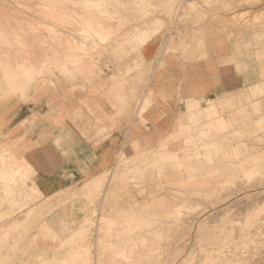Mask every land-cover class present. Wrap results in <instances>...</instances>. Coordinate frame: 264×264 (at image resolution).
Listing matches in <instances>:
<instances>
[{"label":"rangeland","instance_id":"obj_1","mask_svg":"<svg viewBox=\"0 0 264 264\" xmlns=\"http://www.w3.org/2000/svg\"><path fill=\"white\" fill-rule=\"evenodd\" d=\"M81 1L84 2L83 0H63V1L62 0H0V26H1L0 32L4 33L3 35L0 34V41H1L0 45L2 44V42H4L0 46V54H1L0 58L3 57V58H1V62L3 64L2 63H0V64H2L4 66V63H6L8 60L10 62V63L9 62L6 63V65L2 68L9 69L12 66L11 69L14 68L16 70L18 68V65H21L19 63L23 62L22 58L29 57L27 59L33 61V64L36 68L38 67L36 69V71L38 70V71H40V73L42 71L41 74H43V72H44L43 75H46V76H43L38 71H37L38 74L36 72L37 75H34V76H37L35 78V80L37 79L36 80L37 83L34 80V82L36 83V84L34 83L36 86V88H34V90L37 89L38 95L49 93L53 89V86H55V83H53V81H55L56 79H58V78L69 79V78H67L68 75L64 73L65 71L63 68H62V70H63L64 75H59L58 70L60 68V73L62 74L61 67L62 66L64 67V63H66V65L71 64L70 62L64 61V59L66 58V56H64L66 54V52L68 53L71 51L69 49L70 48L69 43H73L76 40H78V41H76L78 43H82L84 41L83 40L84 37H82L83 35H82L81 29H80V25L75 23V21H81L82 18L83 19L89 18L88 20L94 21V18H92L93 17L92 15L90 16V14L88 12L85 13L86 9H85V7L81 6V5H83ZM103 1L105 3H107L109 0H103ZM113 1H120V4H122V5H127V6L132 5V3H130V0H113ZM153 1L155 3H157L155 0H153ZM181 1H183V0H178V2H179V3L177 2L178 7H179V4ZM192 1L196 2V3L192 4V7L187 6L185 8V10L183 9L185 11V13H184L185 17H193L195 19V21L192 22V24L194 26L196 25V27L199 26L201 28L203 27L205 29H209V31H211V34L212 33L215 34V32H217V31L220 32V31L226 30L230 38H238L239 37V38H242V40L246 41L250 34L253 35L255 32H258V33L264 32L263 29L261 30V28H258V27H257V29H256V27L252 28L251 26H250V28H247L249 26L245 27V25H246L245 22H249V21L254 22V21H256V18H258L259 16H261L260 18L264 19V17H262V16H264V0H222L223 2L222 1L220 2V0H215L216 2H214V0H192ZM224 1H225V3H224ZM197 2L203 3V4H201L199 6V5H197ZM217 2L218 3L220 2V3L217 4ZM222 4H225V5H222ZM229 4L232 6H230ZM226 7H228V8L226 9ZM43 8H45V9H43ZM128 8L129 9H127V12L130 11L129 17H131L132 14L135 15L134 17H136L138 15V13L140 12V11L136 12L135 9L131 10V7H128ZM47 9H49V10H47ZM225 9H226V11H225ZM147 10H148V12H150L146 15L147 17L149 16L148 17L149 21H152L154 19L153 17H155V19H156V17H158L159 19L160 18L163 19V18L167 17L164 13L161 14L162 12H160V10H158L157 12H152L153 10H149V9H147ZM179 10H180V8H179ZM179 10L177 12H179ZM70 12H72V13H70ZM73 12H75V13H73ZM120 12L118 13V15H119L118 17L119 18L125 17V15L120 14ZM74 14H76L77 17ZM86 14H88V15H86ZM155 14H156V16H153ZM217 15L219 17H221V19L224 18L222 22L220 20H218V21L216 20ZM233 16L239 18V21L238 20L237 21H238V23L240 22L239 23L240 26L237 23L234 26L235 28L231 29L230 27H228L227 23H228V21H230L231 18H233ZM85 17H87V18H85ZM150 17L153 19H151ZM197 17H198V19H197ZM200 17H202V18H200ZM126 18H128V15H126ZM210 19L212 22L210 21ZM163 20H165V19H163ZM224 20H228V21H224ZM167 21L168 22L170 21L169 23L171 25L173 24L172 18L168 17ZM214 21H216L218 25L223 24V27L221 25L220 29H219V26L216 25V23ZM151 23L152 22H150L149 24L151 25ZM213 23H215V25ZM243 23H245V24L243 25ZM263 23H264V20H263ZM67 24L69 26H67ZM164 24H165V22H163V26H164ZM209 25L211 27H212V25H214L213 26L214 28L212 29L211 27H209ZM241 25L243 28L241 27ZM95 26H96V24H95ZM141 26L143 27L142 23H141ZM144 27H147V26L144 25ZM240 27L242 29H248L249 31H246V30L242 31V29L239 30ZM262 27H264V26L262 25ZM94 28L100 29L99 26H96ZM129 28L131 31L132 26H129ZM129 28L126 27V29L125 28H123V29L127 30ZM216 28H218L219 30ZM251 28L253 29L252 31H251ZM50 29H51L52 35L56 31L55 33L57 36L54 34L56 37H53L51 35V32L47 31ZM215 29L217 31H214ZM258 29H259V31H258ZM43 30H45V31H43ZM125 30H123V33L121 35L117 34L116 36H118V35H119V37L124 36ZM166 30L167 29L164 28V30L160 34V36L163 35V33ZM7 31H9V32H7ZM13 31L15 34L12 33ZM46 31L49 33V36L47 35L48 33ZM230 31H231V34H230ZM34 32H35V35H34ZM126 32H129V31H126ZM5 33H7V35H5ZM12 34H13V37H11ZM60 34H61V36H60ZM232 34H234V35H232ZM235 34H236V36H235ZM231 35H232V37H231ZM79 36H80V39H79ZM195 36H197V35H194V37ZM202 36H203V34H202ZM206 36L210 37L211 35L210 36L205 35V38H206ZM2 37H4V38L6 37L8 39V41L6 40V38H5V40L3 38V40H2L1 39ZM18 37H19V39H18ZM20 38L22 39V41ZM48 38H49V40H48ZM54 38H56L57 40H55ZM75 38H77V39H75ZM9 39H11V41H13V43L9 44L8 42H11ZM17 39L20 40L21 43L22 42H24V44L26 43L25 45H27V46H24L26 48L25 50H23L24 52H22V49H24V47H22L23 44L21 45V43L19 41H17ZM51 39L54 41L55 44L52 43L53 41H51ZM111 39H113V37H111ZM118 39L121 40L122 42L121 41L119 42ZM122 39H123L122 37L117 38V40H118V41L116 40L117 42L115 41V39H114L115 42H113L112 40L111 41L108 40L110 42L109 44L113 43L111 47H110V45L107 46V49L109 50L108 52H106L107 49L105 47V45H108V41L106 43L104 42V44H103L104 46H103L101 44L102 42L99 41L100 43H98L96 45V44L92 43L89 39L88 40L89 42L87 41V45H85L83 42V45L87 46V48L84 47V48H86L85 49L86 52L83 51L84 52L83 53L80 50L77 52L83 53V55L88 52L87 54H85V56H83L84 59L82 58V60L85 61V63L88 62V63H86V65H91L90 63H94V65H91V66H95V67L97 66V68L94 67L95 70L97 69L96 71L93 70L94 73L97 72L98 75L99 74L100 75H102V74L103 75H106V74L111 75V77H112L111 80L113 81V84H114L115 79H116V77L114 75L116 74V71H118V76H117V79H118V77L120 75L119 73H121V71L127 69L126 65H128V62L132 59V55L135 53L134 50L132 51L131 46L129 47L130 44L127 41H124ZM193 39H194V41H196L197 47L202 48V46H203L202 44H204L203 41H202V44L200 43L201 44V47H200L198 45L200 40H198L197 37H195ZM71 40H73V41L71 42ZM6 42H7V44H6ZM15 42H17V43L19 42L18 43L19 47L17 46V43H16V46H14ZM57 42H60L61 44L63 42V45L61 46V44L57 43ZM66 42L68 44H66ZM90 42L92 43V45L90 44ZM123 42H126V46ZM116 43L117 44L119 43L120 47H118V45ZM120 43H123V44H120ZM127 43L129 45H127ZM8 44L11 46H9ZM12 44L14 47L12 46ZM52 44H53V47H51L52 48L51 49V48H49V46H51ZM99 44L101 46H99ZM7 45L9 46L8 48H7ZM93 45H96V47H91ZM113 45H115V46H113ZM64 46H65L66 50L63 49ZM121 46L123 49H121ZM246 46L248 47L247 44H246ZM20 47H21V49H20L21 52L18 51ZM101 47L104 49V51H103V49H101ZM113 47L115 49L112 50ZM96 48H98V49H96ZM54 49H55V51H54ZM100 49H101V52H99ZM124 49H125V51H124ZM4 50H5V52H3ZM15 50H17V51L15 52ZM90 50L93 51V53ZM96 50H98V53L96 52ZM110 50H112V51H110ZM114 50L118 51L119 53L122 50V51H124V53L122 52L120 54L128 55V53H129V55L126 57H123L124 55L122 56ZM25 51H26V54H25ZM57 51L59 53V54L57 53L59 56L56 54ZM61 51H62L63 56H61ZM11 52H12V54H11ZM19 52L21 54L23 53L22 54L23 57L21 56L22 58L20 57L21 54ZM90 52H91V54H95V56L94 55H92V56H93V58L98 59V60L94 59L95 60L94 61L93 58H91ZM111 52H115V53H111ZM4 53H7L8 57H7V54H4ZM101 53H102V55H101ZM113 54L117 55V56H115L116 58H118L119 55H120V57L122 56L121 59H120V57L118 59H116V60H118L119 63L115 60V58L114 59L112 58L113 60L111 59V57L114 56ZM14 55H16L15 57H17V58L19 57L18 61H17V58H15V59L10 58V56L14 57ZM53 55H54V57H53ZM87 55H89V56H87ZM4 56L6 59L4 58ZM109 56H110V58H109ZM59 57H61V58H59ZM86 57H87V59H85ZM128 57L129 58L131 57V59H128ZM8 58H10L12 61H16L17 63L10 61V59H8ZM47 58L50 59L51 61L48 60ZM51 58H53V60ZM88 58L89 59L91 58V59L89 60ZM250 58L253 59L254 62H252V63L254 65L256 64V66L258 68L257 79L259 80V83H262L264 81L263 80L264 77L263 78L261 77L262 76L261 69L263 68V70H264V65L261 64V63L264 64L263 59L258 57V55L256 56L255 54H252V56ZM109 59L112 63H110ZM257 59H261V61L259 60L257 62ZM48 61H50V62L53 61L51 63L53 65L52 67H50L51 65L48 66V64H50V62H48ZM97 61L99 62L98 63L99 65L97 64ZM122 61H125V62L122 63ZM259 62H261V63H259ZM43 63L44 64L47 63V65H44ZM116 63H118V64L116 65ZM8 64H9V66H8ZM54 64H56V65H54ZM43 65H44V67H47V69L46 68L45 69L48 71H46V70L44 71V68L42 67ZM71 65H68L67 67L69 69H72ZM13 66H15V67H13ZM55 66H57L58 68H56ZM48 67L51 69H49ZM128 68H130V67H128ZM41 69H43V70H41ZM81 69H83L82 66H81ZM0 70H1L0 71V73H1L3 70L2 69H0ZM51 71H52V73H51ZM45 72L47 74H45ZM4 73L5 72L3 71V73H1V75H0L1 76L0 78L2 79L0 82H2V84H3L2 85L0 83V87L2 86L0 90H1V93H3L2 95H0V99L2 98V96H4L9 91L12 92L11 87L9 86V85H11V83L9 82L11 80L10 77H7L8 83H6V85H8L7 86L8 91L7 92L5 91L7 88L5 87L6 85H4L5 84L4 82H6L5 81L6 77L4 76L5 75ZM82 73H84V72L79 71V68H77V72L75 74L78 77V79L75 76H73L72 80L84 81V79L80 77L82 75ZM48 74H50V75H48ZM38 75L40 77L42 76L41 77L42 79ZM125 75H126V73H125ZM2 76L4 78H2ZM49 76H52V77H49ZM54 76H56L57 78H55ZM44 77H45V79H44ZM38 78H39V80L40 79L41 80L39 81ZM91 79H90L91 83L89 82V79H88V80H86V84L88 83L87 85H89V83H90V85L92 84V86H93V83L95 82L93 80H95V79L94 78L92 80ZM261 79H262V81H261ZM50 80H51V82H50ZM130 81L132 82V80H130ZM130 86H131V84H130ZM254 86H256V84L252 85V86H247V87L249 90H251V88H253ZM82 87H83V84L78 83L70 91H72V93L77 92V91H83ZM2 89L5 91V94H4ZM250 94L252 96V92H250ZM6 95H8V94H6ZM255 95L253 96V100L255 99V101H256V99H257V100L264 102V93H258V94L256 93ZM261 96H262V98H261ZM77 97H78V95H76V98ZM14 100H15V97L7 100L6 104L2 105V107L0 105V107H1L0 108V116H2V114L5 111L14 107L12 104V103H15ZM21 100H23V99H21ZM60 102H61V100L57 101L56 103L60 104ZM114 102L116 103V97H114ZM186 102L184 104V106H185L184 112L187 111L186 110ZM201 102H202V105H204V104L206 105V103H204L205 101L201 100ZM9 103H11V105ZM77 105L82 106L84 108H87V105H85V100H83L81 102L79 101L77 103ZM54 107H57V106H54ZM54 107L50 111V113L51 112L54 113V112L58 111V109H57L58 107L57 108H54ZM88 111H89L90 115L93 116V112L90 110H88ZM144 111H146V110H143L142 113H144ZM252 114H255V113H252ZM256 116L259 117L260 114L254 115L255 118L253 116H252V118L258 119ZM76 117H79V116L76 115ZM38 118L39 117L36 116V114H34L33 116L25 119L24 121L22 120L23 126L30 128L31 126H35L36 124H39L38 127H40L41 126L40 121H44L45 120L44 118H46V117L44 116L42 118L40 117V119H38ZM45 121L47 122V120H45ZM24 123H26V124H24ZM116 123H117L116 119L114 118L113 119V128L114 127L116 128ZM2 125H3V123L0 124V128L3 127ZM248 125L251 126L250 123L243 125L246 128L248 127L247 128L248 132L246 131V128L243 130V132H247L245 134V136L246 135L247 136L245 137L243 134L241 135L242 137L239 136L243 140H241L240 138H239L240 140L237 139L238 137H236V136L235 137L237 140L235 139L234 136H233L234 139L231 136H229V142L233 143V141L235 140L234 142H245L246 144H251V145L253 144L252 146H254V147L256 146L255 148L251 147V145H249V146L254 151V154L258 157L261 156L260 158H264V155H263L264 153L262 152L264 150V144H263V142H264V140H263L264 139V131L256 130L257 133L255 131L254 136H252V134L254 132L253 129H255L256 124L253 123L251 128ZM176 126H177L178 131L176 129ZM171 127L173 128L172 132H174L172 134V136L175 133L180 135L179 134V132H180L179 129L181 128L180 125L176 124L175 127L174 126H171ZM40 128L42 129L44 127L41 126ZM251 129L253 130V132ZM104 130H106V133H107V129L105 128V129L100 130L97 135L102 134ZM250 131L252 132V134L251 133L249 134ZM152 132L154 134H156L154 131H152ZM227 132H230V135H231L232 131H227ZM45 133L46 132L44 131L43 135ZM115 133H116L117 137L120 136V138H122V139L126 138V132H124L123 130L116 131ZM256 134H258V136ZM41 135H42V132H40V136ZM226 135H229V134L226 133ZM250 135L252 136V138H251L252 140L250 139V137H251ZM255 136L257 139L255 138ZM259 136H260V138H259ZM175 137H177L176 134L174 135L173 139H172V137L170 139V141H172V143H173L170 146V148L172 150L179 149L180 148L179 145H182V141H183V139H181L180 136H178L177 138H175ZM43 138H45V137H43ZM127 138H130V137H128V134H127ZM254 138L257 140V142ZM178 139H180L181 142H180V140L178 141ZM230 139H232L233 141L232 140L230 141ZM247 139H249L251 141H249ZM258 139H261V140H258ZM253 140L255 141V143ZM175 141H177V143ZM128 142H129V140H128ZM257 143L259 145H257ZM260 143H262V144H260ZM134 144L135 143L131 144V146L133 147ZM256 148H257V150H256ZM33 149H34V147H33ZM254 149L256 150V152ZM31 151H32V149L29 146L18 147V146L12 145L11 141L3 142V139H0V156L4 155L6 158H13L14 154H15V157L18 158V163H17L18 166H21L19 164V163H21V159L26 160V155L30 154ZM129 151H127V152L124 151V153H122L118 157L119 164L121 166L119 167V169H118L119 173H117V174L120 175L121 194H117V195H113V190L111 191V193L109 192L108 194H107V191H105L106 188H108V186H110L112 184L109 182L113 181V178L110 175L111 174L113 175V172L114 173L118 172L115 169L117 162L113 166V170H114L113 172H108L99 178L91 180V182L83 185L82 188L74 190L71 193L56 196L55 198H44L40 191L37 193L38 198L33 200V201H29L25 197L24 193L27 192L30 187L26 186V184H24V183H27V182H28V184L32 183L30 178H32V176L34 175V169L33 168H32L33 171H31V173H30L31 177H27L24 180L25 181L24 183L21 180L22 177H18L19 175L17 174L16 176L18 178L14 182L15 184L13 183L14 185L8 186L10 188L11 192H9L7 194L3 193V189L5 188V186H3V182L0 179V261H4V262H6V264H45V262H48V264H58V262H60L62 260L63 261L66 260V262L70 261L71 264H120V263L121 264H130V262H132V264H180V260H181V256H182L181 255L182 243L184 241L185 235L188 233V231H187V230H189L188 227L193 222H196L200 218L201 212L203 210H205V208L211 206L213 201L216 203L217 200L221 201L220 199L222 198V195L224 197L227 195H230L229 190H227V188L226 189L224 188L225 190L221 189L222 188L221 187V188H219V190L218 189L215 190L217 193L216 192L211 193L212 190H214L215 188L211 189L210 186L209 187L207 186V188H208V193H207V188L204 189L205 186L204 187L202 186L203 190H205V192H206V194H205L203 190H200V189H202L201 186L199 188V186L197 187L196 185H194L197 187V188L195 187L196 190L194 189L193 185L190 186V183L187 186H185V185L183 186V184H181V183L184 181L185 178L190 180V177H191L190 173H192L193 171L191 172L189 169H187L186 167L181 165L180 162L177 161L176 159H175L176 161L167 160L170 163L165 161V164H166V162L168 163V164H166L168 169L167 168H165V170H164V168L161 169L160 168L161 166H160L158 168L160 170H157L156 169L157 167L154 169L153 168L154 166L153 167H151V166H152V164L156 163L158 158L153 159V157L146 158L145 156H140V155H138L140 153V150L135 151V149H134V151H132L131 147L129 148ZM262 155H263V157H262ZM167 159H169V157ZM12 161H13V159H11L10 163ZM178 162H179V164H178ZM13 163H15V162H13ZM137 165H139L145 169H146V167H148L147 171L145 170L143 173L136 174L138 176V178L135 175V173L132 172V171H135L134 169L137 167ZM148 165H150V166H148ZM178 165H179V167H178ZM180 166H182L186 169H183ZM126 167H129V168L127 169ZM179 168H181V171H179L180 170ZM2 169H3V166H2V162L0 160V171ZM124 169H127V170H124ZM120 170H122L123 172L120 173ZM156 170L158 172L159 171L160 172L158 173ZM204 173H207V171L203 172L202 174H204ZM104 177L106 178L105 179V185H103L104 189H100V192H101V190H102V192L99 194H96V197H95V194L94 195L92 194L93 189L89 190V188H87L88 186H86V185L93 183L94 181L100 182ZM122 178L123 179L125 178V179L123 180ZM17 180H18V182H17ZM239 180H237V181L239 182ZM107 182L109 185L107 184ZM19 189L21 191H24V193L21 192L19 194L18 193V191H20ZM209 189H211V190H209ZM199 190L201 191L200 192L201 194L198 193ZM185 191H186V193H184ZM193 191H194V193L195 192L196 193L194 194ZM227 191H228V193H226ZM202 192L205 196L202 194ZM223 193H225L226 195ZM196 194H199V197ZM213 194H215V195H213ZM217 195H218V197H217ZM16 197L19 199L21 198V200L23 199V202L26 201L27 204L21 208L20 207L21 203H19L21 201H18L17 203L14 201L15 199H17ZM224 197L222 199H224ZM94 198H96V199H94ZM239 198L241 199V197H239ZM231 199H233V198H231ZM243 200H244V202H242L241 200H237V199H236V203L235 202L233 203V201L231 202L234 205L233 212L234 213L238 212L240 214V216L235 215V217H234V218H239V221L245 220V218L247 217V214L246 215L243 214V210L244 209L246 210L249 206L256 204L252 199L249 202L246 201V198H243ZM251 201L254 204L251 203ZM246 202L248 203V205L246 204ZM238 203H240V204H238ZM235 207H236V209H235ZM140 217L147 218L148 220L153 222V224L150 225L149 227L145 226V225L139 226L136 222H134V220H136V219L140 220ZM201 220H203V218ZM16 221H18V223ZM107 222L108 223L110 222V223L108 224ZM15 223H17V225ZM105 223H107V224H105ZM15 226H17L16 229H15ZM13 227H14V229H13ZM19 227H20V229H19ZM48 227H50V228H48ZM82 229H85V230L82 231ZM6 232H8V234ZM133 246H135V247H133ZM117 249H119V251H123L125 253V255L127 256V258L119 256L117 254L119 252ZM1 251H2V253H1ZM256 256H253V257L256 259L257 258ZM74 257H77V258H74ZM253 257L250 261H254ZM257 261H258V259H257Z\"/></svg>","mask_w":264,"mask_h":264},{"label":"bare ground","instance_id":"obj_2","mask_svg":"<svg viewBox=\"0 0 264 264\" xmlns=\"http://www.w3.org/2000/svg\"><path fill=\"white\" fill-rule=\"evenodd\" d=\"M63 1V0H62ZM84 2H82V4H86V3H89V2H97V0H83ZM157 3H155L153 0H130V3H132V5H129L127 7H124L122 4H120V1H113V0H109L107 2V4H110L111 7L107 8V9H104V10H97V9H91V8H85L86 12H88L90 14V16L92 15L94 18V21L92 20H88V19H81V21H75V23L79 24L80 25V29H81V32H82V37L83 38V42L85 45H87V41L90 39V41L94 44H98L100 42H102L101 44L103 45L104 42L106 43L108 40H112L113 42H115L117 40V38H123L122 40L124 41H127V45H129V47L131 46V49L132 51L134 50L135 53L134 54H138L135 62L132 64L133 66L130 67V68H127L123 71H121V73H119V77L117 79V76H118V71H116V74L114 75L116 77L115 79V82L113 84V96L116 97V103L114 102L113 106L115 108L117 107H123L122 109L124 110V112L126 110H129L131 107V103L127 102V98L125 99V97H128L126 95V92L125 90L128 88L130 89L131 85L130 86V80L133 76V73L136 72L139 77H140V80H144L145 75H147V68H146V63L148 59L152 58L154 54H156L157 52V49L159 47V41H160V34L163 32L164 28L168 29V27L170 26H164L161 27L159 30H157V26H158V21H163L165 22L162 18H158L156 17H153L151 19H153L152 21H149L148 17L146 16L148 13V10H145V9H138L135 7L136 4L138 3H142V2H147V3H151L154 7H152L151 9L149 10H153L152 12H157L158 10H160V12H162L161 14H165L167 17L166 18H172L174 19L175 17H178V10H179V7H178V0H155ZM222 0H220L221 2ZM79 2V1H78ZM104 2V1H103ZM113 2V3H112ZM178 2V3H177ZM214 2H216L214 0ZM219 2V3H220ZM223 2V1H222ZM258 2V1H257ZM217 2V4H219ZM225 3V1H224ZM250 3V2H249ZM77 4V3H76ZM168 4H173L175 7L173 9H168L167 7H160L162 5H168ZM232 4V3H231ZM251 4V3H250ZM260 4V3H259ZM56 5V4H55ZM180 5V4H179ZM222 5H225V4H222ZM230 5V4H229ZM58 6V5H57ZM64 6V5H63ZM78 6V5H77ZM80 6V5H79ZM228 6V5H227ZM232 6V5H230ZM47 7V6H46ZM128 7H131V10L132 9H135V11L139 12L138 15L136 17H134L135 15L132 14L131 17H129V14H130V11L127 12V9H129ZM81 8V7H80ZM180 8H181V5H180ZM228 7H226L227 9ZM230 8V7H229ZM237 8V7H236ZM45 9V8H43ZM50 9V8H49ZM47 9V10H49ZM64 9V8H63ZM84 9V8H83ZM84 9V10H85ZM225 9V11H226ZM66 10V9H65ZM237 10V9H236ZM243 10V9H242ZM55 11V10H54ZM68 11V10H67ZM101 11H104L106 12V15H101ZM120 12V14H124L125 17H122V18H119L118 16V13ZM228 11V10H227ZM53 12V11H52ZM72 13V12H70ZM75 13V12H73ZM81 13V12H80ZM133 13V12H132ZM222 14V13H221ZM76 15V14H74ZM88 15V14H86ZM126 15H128V18H126ZM89 16V17H90ZM152 16V15H151ZM153 16H156L153 15ZM213 16V15H212ZM215 16V15H214ZM227 16V15H226ZM77 17V15H76ZM84 17V16H83ZM88 17V16H87ZM85 17V18H87ZM165 17V16H164ZM181 17V16H180ZM228 17V16H227ZM258 17V16H257ZM261 16H259L258 18H256V21L254 22H245L246 25L245 27L247 28H250V26L253 28V27H257L258 28H261V30L263 29L264 30V27H262V25L264 26V23H263V18H260ZM264 17V16H262ZM91 18V17H90ZM202 18V17H200ZM205 18V17H204ZM208 18V17H207ZM206 18V19H207ZM214 18V17H213ZM216 18V17H215ZM218 18V19H217ZM217 18L216 20H220L221 22L223 21L224 18L221 19V17H219L217 15ZM238 17H234L233 18H229L230 21L228 20H224V21H228L227 25L228 27H230L231 29L235 28V24L238 23L239 21V18L237 19ZM79 19V18H78ZM198 19V17H197ZM212 19V18H211ZM210 19V21H211ZM227 19V18H226ZM168 20V19H167ZM238 20V21H237ZM149 21V22H148ZM171 21V20H170ZM169 21V22H170ZM174 21V20H173ZM172 21V22H173ZM178 21V20H177ZM176 21V22H177ZM190 21V20H189ZM208 21V20H207ZM219 21V22H220ZM244 21V20H243ZM95 22V23H94ZM150 22L151 25L149 24ZM168 22V21H167ZM168 22V23H169ZM175 22V24H176ZM194 22V21H193ZM212 22V21H211ZM217 24L216 21H214ZM262 22V23H261ZM141 23L143 25V27L141 26ZM210 23V22H209ZM215 23H213L215 25ZM240 23V22H239ZM238 23V24H239ZM243 23V25L245 24ZM99 26L100 29H96L94 27L95 26ZM134 24V25H133ZM195 24V23H194ZM207 24V23H206ZM220 24V23H219ZM242 24V23H241ZM262 24V25H261ZM76 25V24H75ZM147 26V27H144ZM149 25V26H148ZM171 25V24H170ZM177 25V24H176ZM200 25V24H199ZM204 25V24H203ZM212 25V27L209 25V27H211L212 29L214 28ZM222 27H223V24H221ZM221 25H218L219 26V29H220V26ZM226 25V26H227ZM67 26H69L67 24ZM72 26V25H71ZM70 26V27H71ZM74 26V25H73ZM129 26H132V30L130 31V28ZM196 26V25H195ZM225 26V27H226ZM237 26V25H236ZM240 26V24H239ZM1 27V26H0ZM126 27H128L129 29L125 30ZM173 27V26H172ZM199 27V26H198ZM198 27H195L196 29ZM216 27V26H215ZM221 27V28H222ZM242 27V25H241ZM240 27L239 30H241L242 28ZM244 27V28H245ZM125 28V29H123ZM163 28V29H162ZM174 28V27H173ZM172 28V30H173ZM203 28V27H202ZM210 28V29H211ZM251 28V31L253 30ZM76 29V28H75ZM79 29V28H78ZM170 29V28H169ZM175 29V28H174ZM200 29V28H199ZM218 29V28H216ZM214 30V31H217V30ZM218 29V30H219ZM12 30V29H11ZM54 30V29H53ZM123 30H125L124 36H120L122 33H123ZM203 30V29H202ZM206 30V29H205ZM238 30V31H239ZM243 30H246V31H249L248 29H242ZM45 31V30H43ZM49 32H51V29L50 30H47ZM46 31V32H47ZM58 31V30H57ZM80 31V30H79ZM126 31H129V32H126ZM170 31V30H169ZM201 32V29L199 30ZM208 30H206V32H208ZM213 31V32H214ZM259 31V29H258ZM3 32V31H2ZM9 32V31H7ZM42 32V31H41ZM56 32V31H55ZM54 32V34L56 35V33ZM197 32V31H195ZM205 32V31H204ZM203 32V33H204ZM211 32V31H210ZM207 35H209V33ZM218 32V31H217ZM215 32V34L217 33ZM225 32H227L225 30ZM233 32V31H232ZM240 32V31H239ZM14 33V31L12 32ZM44 33V32H43ZM48 33V32H47ZM194 33V32H193ZM219 33V32H218ZM217 33V35H218ZM248 33V32H247ZM262 32L258 33V32H255L253 35H252V39L253 41L256 40L259 44H257L256 46H253L251 45L250 42H247V45L249 47H246V51L248 54H255L256 56L258 55V57H260L261 59H263V62H264V42H262L260 39H259V36ZM1 35H3L4 33H1ZM15 34V33H14ZM33 34V33H32ZM52 35V32H51V35L53 37H56L55 35ZM81 34V33H80ZM117 34H119L118 36H116ZM202 34V33H201ZM200 34V35H201ZM206 34V33H205ZM204 34V35H205ZM213 34L214 33H210V35H212L213 37ZM228 34V33H227ZM230 34H231V31H230ZM5 35H7V33H5ZM4 35V36H5ZM34 35H35V32H34ZM49 36V33L47 34ZM113 35V36H112ZM197 35V33H196ZM203 35V37H204ZM209 35V36H210ZM217 35H214L213 39L214 38H217ZM234 35V34H232ZM231 35V37H232ZM241 35V34H240ZM18 36V35H17ZM61 36V34H60ZM59 36V37H60ZM81 36V35H80ZM80 36H79V39H80ZM180 35H178L179 37ZM216 36V37H215ZM236 36V34H235ZM7 37V36H6ZM5 37V38H6ZM13 37V34L12 36ZM10 37V38H11ZM51 37V36H50ZM49 37V38H50ZM111 37H113V39H111ZM115 37V38H114ZM117 37V38H116ZM170 37V36H169ZM191 38V35L189 36ZM202 37V39H203ZM211 36L209 37L212 38ZM4 37H2L1 39L3 40ZM4 38V40H5ZM8 38V37H7ZM6 38V40L8 41V39ZM29 38V37H28ZM48 38V40H49ZM78 38V37H77ZM75 38V39H77ZM172 38V37H170ZM169 38V39H170ZM188 38V37H187ZM205 38V37H204ZM230 38V37H229ZM239 38V37H238ZM12 39V38H11ZM11 39H9L11 41ZM19 39V37H18ZM20 43L22 41L18 40ZM27 39V38H26ZM55 40H57L56 38H54ZM63 39V38H62ZM72 39V38H71ZM115 39V41H114ZM184 39V37H183ZM186 39V38H185ZM193 39V38H192ZM201 39V38H200ZM199 39V40H200ZM228 39V38H227ZM237 39V38H236ZM251 39V40H252ZM74 40V39H73ZM71 40V42L73 41ZM119 40V39H118ZM117 40V41H118ZM172 40V39H170ZM168 40V41H170ZM179 40V39H178ZM191 41V43L194 41L189 39ZM188 40V41H189ZM205 40H207V36L205 38ZM212 39H210L209 42H211ZM233 40V39H232ZM235 40V39H234ZM16 41V40H15ZM51 41H53L51 39ZM60 41V40H59ZM62 41V40H61ZM68 41V40H67ZM78 41V40H76ZM73 42V43H69V46H70V52H66V54L64 56H66V58L64 59L65 62H70L71 64H67L64 63V67L62 66L61 67V70L62 68L64 69V73L67 74V78H73V76H75L77 79L78 77L76 76V72H77V68H79V71H83L84 73H82V75L80 76L81 78L84 79L85 81V84H86V80L89 79V82L91 83L90 79L94 78L95 80L93 81H96L98 77V74L97 72L94 73L93 70H95V68H97V66H91V65H94V63H90L91 65H86V62L82 60L83 56H85V53L83 55L84 52H86V48L87 46H84L83 45V42L82 43H78V42ZM100 41V42H99ZM116 41V42H117ZM121 40H119L120 42ZM184 41V40H183ZM187 40L185 42H188ZM189 41V42H190ZM204 41V40H203ZM1 42V41H0ZM18 42V43H19ZM42 42V41H41ZM89 42V41H88ZM90 42V44L92 45V43ZM122 42V41H121ZM163 42V41H162ZM173 41H171L172 43ZM185 42H184V45H185ZM196 43V41H194ZM208 42V41H207ZM207 42H203L205 43L206 45V48L207 47ZM208 42V44H209ZM229 42V41H228ZM4 42H2L3 44ZM9 44L13 43V41L11 42H8ZM16 43L15 42L14 46H16ZM18 43H17V46H18ZM54 43V41L52 42ZM57 43H60V42H57ZM110 42L108 41V45H105L106 49H107V46L110 45V47L112 46V44H109ZM126 46V42H123ZM123 43H120V44H123ZM169 43V42H168ZM167 43V44H168ZM170 43L169 45V48H168V52L169 53H172V52H176V50L173 51L174 48L171 46L172 44ZM175 43V41H174ZM202 44V41L200 40L199 42V46L201 47V44ZM1 44V45H2ZM7 44V42H6ZM8 44V45H9ZM23 44L22 47L24 46H27L24 44V42L21 43V45ZM55 44V43H54ZM61 44V43H60ZM66 44H68L66 42ZM117 44V43H116ZM181 44V43H180ZM190 43H186V45H189ZM194 43H192L193 45ZM211 44V43H210ZM209 44L210 48L211 45ZM0 45V46H1ZM5 45V44H4ZM7 45V48L11 45L8 46ZM63 45V42L61 44V46ZM96 45H93L91 47H96ZM118 47H120L119 43L117 44ZM203 45V44H202ZM6 46V45H5ZM13 46V44H12ZM13 46V47H14ZM49 46V45H48ZM60 46V47H61ZM90 46V45H89ZM99 46H101L99 44ZM104 46V45H103ZM115 46V45H113ZM167 46V45H166ZM177 46V45H176ZM19 47V46H18ZM53 47V44L51 46H49V48ZM68 47V46H67ZM86 47V48H84ZM117 47V48H118ZM168 47V46H167ZM180 47V46H178ZM187 47V46H186ZM194 47V46H193ZM192 47V49H193ZM195 47H196V44H195ZM194 47V48H195ZM203 47V46H202ZM6 48V49H7ZM12 48V47H11ZM99 48V47H98ZM96 48V49H98ZM127 48V47H126ZM142 48H145V51H141ZM181 48H183L181 46ZM180 48V49H181ZM188 48H191L190 46H188ZM230 48V47H229ZM15 49V48H14ZM13 49V50H14ZM21 47L19 48L18 51H20ZM26 48L24 47V49H22V52H24L23 50H25ZM52 49V48H51ZM50 49V50H51ZM58 49V48H57ZM65 46H64V48ZM68 49V50H69ZM94 49V48H93ZM101 49H103L101 47ZM101 49L99 52H101ZM115 49L114 47L112 48V50ZM120 49V48H119ZM118 49V50H119ZM121 49L122 46H121ZM176 49V48H175ZM196 49H201V48H197ZM30 50V49H29ZM28 50V51H29ZM49 50V51H50ZM60 50V49H59ZM67 50V51H68ZM84 51L83 53H78L77 51ZM95 50V49H94ZM110 50V51H112ZM117 50V49H116ZM114 50V51H116ZM178 50V49H177ZM183 50V49H182ZM203 50V48L201 49ZM200 50V52H201ZM7 51V50H6ZM17 50H15L16 52ZM55 51V49H54ZM91 51V50H90ZM104 51V49H103ZM109 50L107 49L106 52H108ZM120 51V50H119ZM125 51V49H124ZM124 51L121 50L120 53H124ZM180 51V50H179ZM209 51V50H207ZM240 51V50H239ZM5 52V50L3 51ZM10 52V51H9ZM21 52V51H20ZM19 52V53H20ZM51 52V51H50ZM93 53V51H91ZM90 52V54H91ZM96 52L98 53V50H96ZM95 52V53H96ZM105 52V53H106ZM118 52V51H116ZM127 52V51H126ZM165 52V50H164ZM186 52V51H185ZM183 52V53H185ZM197 52V51H196ZM200 52H197L195 54H197V56L200 55ZM204 52V50H203ZM201 52V53H203ZM237 52V51H236ZM18 53V54H19ZM53 53V52H52ZM58 53V51L56 52V54ZM110 53V52H109ZM111 53H115V52H111ZM118 52V54H120ZM128 53V52H127ZM179 53V52H178ZM205 53V52H204ZM238 53V52H237ZM3 54V53H2ZM4 54H7V53H4ZM12 54V52H11ZM15 54V53H14ZM21 54V53H20ZM23 54V53H22ZM22 54L20 55V57L22 56ZM25 54H26V51H25ZM24 54V55H25ZM28 54V53H27ZM54 54V53H53ZM59 54V53H58ZM57 54V55H58ZM89 54V55H90ZM100 54V53H99ZM104 54V53H103ZM107 54V53H106ZM117 54V53H116ZM126 54V53H125ZM181 54V53H180ZM1 55V54H0ZM10 55V54H9ZM34 55V54H33ZM55 55V54H54ZM53 55V57H54ZM87 55V56H89ZM95 56V54H91V58H93V56ZM102 55V53H101ZM108 55V54H107ZM114 55V56H113ZM111 57V59L115 58L118 59L120 57V54L118 58H116L115 54H113ZM124 55V54H123ZM122 55V56H123ZM129 55V53H128ZM128 55H124L123 57H126ZM165 55V53H164ZM190 55V54H189ZM203 54L200 55V59L202 60L203 57H205L203 55V57L201 58ZM244 55V54H243ZM6 56V55H5ZM4 56V58H5ZM16 55L13 56H10L11 59H15L17 57H15ZM35 56V55H34ZM47 56V55H46ZM56 56V55H55ZM59 56V55H58ZM61 56L62 55V51H61ZM122 56L120 57V59L122 58ZM194 56V55H193ZM196 56V58H197ZM208 56V55H207ZM206 56V57H207ZM250 56V57H251ZM7 57H8V54H7ZM23 57V56H22ZM21 57V58H22ZM25 57V56H24ZM51 57V56H50ZM101 57V56H100ZM106 57V56H105ZM176 57V56H175ZM192 57V56H190ZM254 57V56H253ZM3 58V57H1ZM1 58H0V63L1 62ZM8 58V59H10ZM29 58V57H27ZM26 57L25 58H22L23 62L19 63L21 65H18V68L15 70L14 68L11 69V67L9 69L7 68H2L6 65V63L9 62V60L4 63V66L2 64H0V69H2L5 73V77H6V82H4L6 85V83H8V80H7V77H10V83L11 85H9L11 87V91H9L8 95L5 94V91L7 92L8 91V88L6 85L5 87L7 88L5 91L3 90L4 92V96H2V98L0 99V105L2 107V105L6 104L7 100L11 99V98H14L15 97V100L14 102H24V103H29L30 100L32 99V96L35 95L36 93H34V88H36L35 84L37 83V79L35 80V78L37 76H34V75H37L38 72L40 73V71H36V68L33 64V61L31 60H28ZM37 58V57H36ZM57 58V57H56ZM61 58V57H59ZM58 58V59H59ZM90 58V59H91ZM108 58V57H107ZM110 58V56H109ZM163 58V57H161ZM187 58V57H186ZM257 58V57H256ZM6 59V58H5ZM10 59V61H12ZM19 57L17 58V61H18ZM48 59V58H47ZM53 60V58H51ZM57 59V60H58ZM84 59V58H83ZM87 59V57L85 58ZM89 59V58H88ZM89 59V60H90ZM95 58H93L94 60ZM112 59V60H113ZM128 59H131V57ZM190 59V58H189ZM261 59H257V62ZM4 60V59H3ZM2 60V61H3ZM50 60V59H48ZM95 60H98V59H95ZM94 60V61H95ZM114 60V61H115ZM161 60V59H160ZM192 60V59H191ZM47 61V60H46ZM51 61V60H50ZM48 61V62H50ZM56 61V60H55ZM110 61V59H109ZM113 61V62H114ZM118 62V60H116ZM115 61V62H116ZM121 61V60H120ZM127 61V60H126ZM132 61V60H131ZM199 61V60H198ZM4 62V61H3ZM12 62H16V61H12ZM53 62V61H52ZM52 62H50L49 65H51L50 67H52L53 65L51 64ZM103 62V61H102ZM125 62V61H122V63ZM162 62V61H160ZM180 62V61H179ZM178 62V63H179ZM10 63V62H9ZM17 63V62H16ZM63 63V62H62ZM99 62L97 61V64ZM110 63H112L110 61ZM119 63V62H118ZM116 63V65L118 64ZM121 63V64H122ZM129 63V62H128ZM261 63V62H259ZM12 64V63H11ZM15 64V63H14ZM44 64V63H43ZM59 64V63H58ZM57 64V65H58ZM114 64V63H113ZM112 64V65H113ZM160 64V63H159ZM262 65H264L263 63H261ZM2 65V66H1ZM44 65H47L44 64ZM44 65L42 66L44 68V71L47 69V67H44ZM56 65V64H54ZM68 65H71L72 69H69L67 66ZM96 65V64H95ZM99 65V64H98ZM120 65V64H119ZM162 65V63H161ZM9 66V64H8ZM80 66V67H79ZM81 66L83 67V69H81ZM91 66V67H90ZM114 66V65H113ZM112 66V67H113ZM259 66V65H258ZM15 67V66H13ZM56 68H58L57 66H55ZM54 67V68H55ZM60 67V66H59ZM70 67V66H69ZM95 67V68H94ZM99 67V66H98ZM115 67V66H114ZM152 67V65H151ZM263 67V66H262ZM261 67V68H262ZM46 68V69H45ZM49 68V67H48ZM51 69V68H49ZM112 69V68H111ZM115 69V68H114ZM187 69V68H186ZM43 70V69H41ZM97 70V69H96ZM95 70V71H96ZM99 70V69H98ZM113 70V69H112ZM117 70V69H116ZM1 71V70H0ZM3 71L1 73H3ZM48 71V70H46ZM262 71V72H261ZM261 74H262V78L264 77V70L263 68L261 69ZM37 72V74H36ZM57 72V71H56ZM55 72V73H56ZM62 74L60 73V68L58 70V74L59 75H64L63 74V70L61 71ZM130 72V73H129ZM0 73V75H1ZM42 73V71H41ZM40 73V74H41ZM52 73V71H51ZM79 73V72H78ZM126 73V75H125ZM130 75H129V74ZM39 74V75H40ZM44 74V72H43ZM41 74V75H43ZM45 74H47L45 72ZM80 74V73H79ZM7 75V76H6ZM38 75V76H39ZM50 75V74H48ZM52 75V74H51ZM55 75V74H54ZM100 75V74H99ZM129 75V76H128ZM173 75V74H172ZM185 75V74H184ZM225 75V74H223ZM227 75V74H226ZM43 76H46V75H43ZM72 76V77H71ZM103 76V74H102ZM125 76V77H124ZM1 77V76H0ZM40 77V76H39ZM42 77V76H41ZM40 77V78H41ZM49 77H52V76H49ZM48 77V78H49ZM55 78H57L56 76H54ZM53 77V78H54ZM185 77V76H184ZM192 77V76H191ZM2 78H4L2 76ZM151 78V77H150ZM166 78V77H164ZM235 78V77H234ZM232 78V79H234ZM260 78V77H259ZM42 79V78H41ZM40 79V80H41ZM45 79V77H44ZM59 79V78H58ZM82 79V80H83ZM91 79V80H92ZM106 79V78H105ZM2 79L0 78V81ZM4 80V79H3ZM34 80L36 81V83L34 82ZM39 80V78H38ZM39 80V81H40ZM57 80V79H56ZM55 80V81H56ZM147 80V78H146ZM151 80V79H150ZM236 79H234L235 81ZM240 80V78H239ZM264 80V79H263ZM44 81V80H43ZM42 81V82H43ZM55 81L53 83H55ZM92 81V82H93ZM99 81V80H98ZM107 81V80H105ZM104 81V82H105ZM160 81V80H159ZM229 81V80H228ZM227 81V82H228ZM262 81V79H261ZM33 82V83H32ZM46 82V81H45ZM51 82V80H50ZM58 82V81H56ZM75 82V81H74ZM88 82V81H87ZM225 83L226 85H228L230 88L228 89H233L231 88V86L228 84V83ZM2 84V82H0ZM35 83V84H34ZM44 83V82H43ZM73 83V82H72ZM89 83V85H90ZM96 83V82H95ZM98 83V82H97ZM101 83V82H100ZM113 83V82H112ZM224 83V82H223ZM46 84V83H45ZM44 84V85H45ZM70 84V83H68ZM88 84V83H87ZM99 84V83H98ZM3 85V84H2ZM43 85V86H44ZM48 85V84H47ZM56 85V83H55ZM62 85V84H61ZM65 85V84H64ZM232 85V84H231ZM50 86V85H49ZM67 86V84H66ZM81 86V85H80ZM88 86V85H87ZM92 87V84L90 85ZM100 86V85H99ZM217 86V85H216ZM225 86V85H224ZM227 86V87H228ZM2 87V86H1ZM0 87V89H1ZM94 87V86H93ZM96 87V86H95ZM98 87V86H97ZM96 87V88H97ZM101 87V86H100ZM233 87V86H232ZM4 88V87H3ZM51 88V87H50ZM54 88V86H53ZM219 88V87H218ZM5 89V88H4ZM82 89V88H81ZM253 89V90H252ZM102 90V89H101ZM226 90V89H225ZM252 90V91H251ZM251 90H247L244 94H242L240 97H237L236 99L234 98H224V99H220V100H212V99H209V100H205V103L206 105H202V102L198 99H190L188 98L186 101V112H183L182 116L177 120V124L180 125V129H179V134L178 135L177 133H175L178 136L181 137V139H183L182 141V145H179V149L177 150H172L170 148V146L173 144L172 141H170L171 137L172 139L174 138V135L172 136V134L174 132H172V127L171 126H168L166 129H164L162 132H158V131H154L156 134H154L153 132H151L148 136V138L144 139L142 143H135L133 145V147L131 146V150L135 151L136 150H140V153L138 155L140 156H145L146 158H151L153 157L154 158H158L156 163L155 164H152L151 167H153L154 169L156 168L157 170H160L158 169L160 166L161 169L164 168H167V165L168 163H170L169 161H179L181 165H183L184 167H186L187 169H189L192 173L191 174V177H190V180H188L187 178L184 179V181L181 183L183 184V186H187L189 183H190V186L191 185H196L197 187L202 186L205 188H207V186L211 187L212 188H215L214 190H212L211 193H214L216 192L215 190L219 188L221 189H226L229 190V194L230 195H227V196H223L222 195V198L224 197V199H220L221 201H216V203L213 201L212 202V205L205 208V210H203L200 214V218L196 221V222H193L188 228L189 230L188 233L185 235L184 237V241L182 243V249H181V260H180V264H245L246 261H250L252 259L253 256H256L257 258L255 259L254 257V261H257V259L259 260L261 258V255H260V252H259V244H260V241H261V238L264 237V219H262L257 213H258V210L261 208V207H264V182H262L261 180V177L257 174L253 177V179L251 181L245 179V174L248 173V172H252V171H255L256 173H259L260 170H261V167H262V162H264V158H260L258 156H256L254 154V151L250 148L249 145L251 144H246L245 142H234L232 139H230V141L232 140L233 143L229 142V136H231L233 139L234 137H238L237 139H239L242 134L245 136V134L248 132V127L246 128L245 124H249L252 126L253 123L256 124L255 126V129L253 134L252 132L250 131L249 134L251 133L252 136H254L255 134V131L256 130H261V131H264V123H262V121H264V102L260 101V100H257L255 101V99L253 100V96L257 93H264V81L262 83H257L256 86H254L253 88H251ZM46 91V90H45ZM62 91V90H61ZM68 91V90H67ZM84 91V90H83ZM104 91V90H103ZM131 91V90H130ZM230 91V90H229ZM72 92V91H71ZM110 92V91H109ZM250 92H252V96L250 94ZM256 92V93H255ZM10 93V94H9ZM46 93V92H45ZM128 93V92H127ZM144 93V92H143ZM222 93V92H221ZM227 93V91H226ZM3 93H1V90H0V95H2ZM102 94V93H101ZM108 94V93H107ZM179 94V92H178ZM132 96V94L130 95ZM205 96V95H204ZM256 96V95H255ZM5 97V98H4ZM140 97V96H139ZM103 98V96H102ZM130 98V97H129ZM145 98V97H143ZM177 98V97H176ZM213 98V97H211ZM218 98V97H217ZM259 98V97H258ZM262 98V96H261ZM23 99V100H21ZM139 99V98H138ZM146 99V98H145ZM143 100V108H142V111L143 110H147V107H149V105L151 104V101H149L148 99H146V101H144V99H141ZM140 102V101H139ZM175 102V101H174ZM138 103V102H136ZM135 103V104H136ZM141 103V102H140ZM139 104V103H138ZM17 105V104H16ZM14 105V106H16ZM180 105V104H179ZM18 106V105H17ZM139 107L140 110H141V106L140 105H137ZM0 107V108H1ZM130 107V108H129ZM15 108V107H14ZM13 108V109H14ZM135 108H136V105H135ZM249 108V109H248ZM134 109V108H133ZM185 109V107H184ZM136 109H134L135 111ZM154 110V109H153ZM157 110V109H156ZM12 111V110H10ZM132 111V110H131ZM139 112V110H136ZM8 112V110H7ZM157 112V111H155ZM123 113V112H122ZM252 113H255V114H252ZM132 114V113H131ZM257 114H260L259 117H257L258 119H254V115H257ZM10 116H7V117H1L0 118V122L4 124V122H6L7 120H9L11 118V115L12 114H9ZM134 115V114H133ZM141 115V114H140ZM143 115V114H142ZM129 116V115H127ZM180 116V115H178ZM252 116L254 118H252ZM32 121V120H31ZM151 122V121H150ZM253 122V123H252ZM0 123V124H1ZM26 124V123H24ZM21 126H23V124H21ZM249 126V125H248ZM251 126H249L251 128ZM246 128V131L247 132H243V130ZM249 128V129H250ZM176 129H177V126H176ZM231 129V130H230ZM25 130V129H24ZM232 131L231 132V135H230V132H227V131ZM26 131V130H25ZM174 131V130H173ZM176 131V130H175ZM178 131V129H177ZM225 132V133H224ZM60 133V132H59ZM226 133H228L229 135H226ZM257 133V131H256ZM248 134V135H249ZM59 135V134H58ZM108 133H106V130L103 131L102 134H99V135H95L97 138L94 140L95 142H98L100 140L103 139V141L106 139ZM147 135V134H146ZM258 136V134H256ZM15 136V135H14ZM25 136V135H24ZM234 136V137H233ZM247 136V135H246ZM245 136V137H246ZM251 136V135H250ZM249 136V137H250ZM252 136L250 137V139L252 138ZM263 136V135H262ZM175 137V138H177ZM235 137V139H236ZM242 137V136H241ZM248 137V138H249ZM95 138V137H94ZM105 138V139H104ZM256 138V136H255ZM254 138V139H255ZM260 138V136H259ZM236 139V140H237ZM241 139V138H240ZM239 139V140H240ZM257 139V138H256ZM255 139V140H256ZM108 140V139H107ZM176 140V139H175ZM180 139H178L179 141ZM243 140V139H241ZM246 140V139H245ZM249 140V139H247ZM252 140V139H251ZM249 140V141H251ZM258 140H261V139H258ZM264 140V139H263ZM93 141V142H94ZM254 141V140H253ZM164 142V143H163ZM177 143V141H175ZM181 142V140H180ZM257 142V140H256ZM260 142V141H259ZM29 143V142H28ZM179 143V142H178ZM255 143V141H254ZM27 144V143H26ZM175 144V143H174ZM262 144V143H260ZM264 144V142H263ZM253 145V144H252ZM251 147H254L252 146ZM257 145H259L257 143ZM173 147V146H172ZM256 147V146H255ZM254 147V148H255ZM27 149V148H26ZM261 149V148H260ZM259 149V150H260ZM255 150V149H254ZM257 150V148H256ZM255 150V152H256ZM258 150V151H259ZM264 153V150L262 151ZM261 152V153H262ZM259 155V154H258ZM264 155V154H263ZM262 155V157H263ZM169 157V159H167ZM23 158V157H22ZM11 159H13V161L10 163ZM21 159V158H20ZM171 159V160H170ZM176 159V160H175ZM0 160L2 162V166H3V169L0 171V179L1 181L3 182V186H5V188L3 189V193H9L11 192L10 188L8 187L9 185H14L16 179L18 177H22V181L23 183L25 182L24 180L27 178V177H31L30 176V171L29 169L31 168L32 169V165H30V162H28L27 160H22L21 159V163H19L21 166H18V158L15 157V154H14V157L13 158H6L4 155H1L0 156ZM169 160V161H167ZM20 161V160H19ZM165 161L166 164H165ZM15 162V163H13ZM178 162V164H179ZM183 163V164H182ZM130 165V164H129ZM121 165L119 164V160L117 161V164L115 166V169L118 171L119 167ZM150 166V165H148ZM169 166V165H168ZM179 167V165H178ZM182 167V166H180ZM182 167L183 169H186ZM125 168V167H124ZM127 169L129 167H126ZM152 168V169H153ZM127 169H124V170H127ZM131 169V168H130ZM129 169V170H130ZM148 167L143 168L139 165H137V167L134 169L135 171H132L136 174H140V173H143L145 170L147 171ZM151 169V168H150ZM149 169V170H150ZM181 171V168H179ZM36 170V169H35ZM156 170V171H157ZM163 170V171H164ZM114 171V170H113ZM207 171V173H204L202 174L203 172ZM123 172L122 170H120V173ZM158 172V171H157ZM160 172V171H159ZM158 172V173H159ZM36 172L34 171V174ZM38 173V172H37ZM119 173L118 172H113V175L111 174L110 176L113 178V181L108 182L109 183H112L110 186H108V189L105 190L107 191V194L113 190V195H117V194H121V181H120V175L117 174ZM240 173V174H239ZM242 173V174H241ZM19 175L18 177L16 175ZM181 174V173H180ZM119 175V176H118ZM137 176V175H136ZM190 176V175H189ZM106 177V176H105ZM103 178L100 182L97 181V182H93V183H90L86 186H88L87 188H89V190L93 189V192L92 194L94 195L95 194V197H96V194H99L102 192H100V189H104L103 188V185H105V179L106 178ZM181 177V176H180ZM179 177V178H180ZM138 178V176H137ZM31 179V178H30ZM123 179V178H122ZM125 179V178H124ZM123 179V180H124ZM240 179V180H239ZM20 180V181H21ZM122 180V181H123ZM188 180V181H187ZM239 180V182L237 181ZM27 181V180H26ZM192 181V182H191ZM18 182V180H17ZM91 182V181H89ZM88 182V183H89ZM107 182V184H108ZM14 183V184H13ZM180 183V182H179ZM192 183V184H191ZM26 184V186L30 187L29 190L27 192L24 193V191H18V193L20 194L21 192H23L25 194V197L29 200V201H33L35 199H37V193L39 192V189L35 186V184L32 182L30 184L27 183H24ZM28 184V185H27ZM109 185V184H108ZM194 186V189L195 187ZM107 187V186H106ZM196 187V188H197ZM198 188V189H199ZM197 189V190H198ZM209 189V190H211ZM224 189V190H225ZM196 190V189H195ZM194 190V191H195ZM200 190H203L200 189ZM199 190L198 193H200L201 191ZM189 191V190H188ZM192 191V190H191ZM193 191V193H194ZM204 193L206 194L205 190H203ZM183 192V191H182ZM17 193V194H18ZM152 193V192H151ZM186 193V191L184 192ZM192 193V192H191ZM196 193V192H195ZM194 193V194H195ZM207 193H208V188H207ZM210 193V192H209ZM217 193V192H216ZM228 193V191L226 192ZM201 194V193H200ZM203 194V192H202ZM225 194V193H223ZM193 195V194H192ZM191 195V196H192ZM198 197H199V194H196ZM204 195V194H203ZM202 195V196H203ZM208 195V194H207ZM215 195V194H213ZM226 195V194H225ZM245 195V196H244ZM185 196V195H184ZM205 196V195H204ZM212 196V195H211ZM220 196V195H219ZM249 196V197H248ZM94 197V196H93ZM182 197V196H181ZM209 197V196H208ZM218 197V195H217ZM241 197V199L239 198ZM17 198V197H16ZM184 198V197H183ZM211 198V197H210ZM233 198V199H231ZM239 198V199H238ZM243 198H246V201L249 202L251 199L256 203L254 204L252 201L251 203H253L254 205H251L249 206L246 210L244 209L243 210V214L246 215L247 214V217L245 218V220H240L239 221V218H234L235 215H238L240 216V214L237 212H233L234 210V205L231 203L233 201V203L235 202L236 203V199L237 200H241L242 202H244ZM96 199V198H94ZM188 199V198H187ZM203 199V198H202ZM194 200V199H193ZM213 200V199H212ZM16 203L18 201H21L19 203H21V208L27 204L26 201L23 202V199L21 200V198H17L14 200ZM122 201V200H121ZM207 201V200H206ZM194 202V201H193ZM192 202V203H193ZM209 202V201H208ZM207 202V203H208ZM238 202V201H237ZM246 202V204L248 205V203ZM188 203V202H187ZM198 203V202H197ZM211 203V202H210ZM250 203V204H251ZM182 204V203H181ZM240 204V203H238ZM243 205V204H242ZM183 206V205H182ZM198 206V205H197ZM84 207V206H83ZM204 209V208H203ZM236 209V207H235ZM202 210V209H201ZM208 215V216H207ZM252 217L251 220L249 219V217ZM237 217V216H236ZM189 218V217H188ZM203 218V220H201ZM186 219V218H185ZM184 220V219H183ZM182 220V221H183ZM190 220V219H189ZM201 220V221H200ZM200 221V222H199ZM18 223V221H16ZM134 222H136L139 226L141 225H145V226H150L153 224V222H151L150 220H148L147 218H142L140 217V220H134ZM17 223H15L17 225ZM108 223V222H107ZM105 223V224H107ZM110 223V222H109ZM108 223V224H109ZM112 223V222H111ZM137 225V226H138ZM19 226V225H18ZM17 226H15V229H16ZM50 228V227H48ZM112 228V227H111ZM138 228V227H137ZM140 228V227H139ZM14 229V227H13ZM12 229V230H13ZM20 229V227H19ZM67 229V228H66ZM51 230V229H50ZM85 230V229H82V231ZM52 231V230H51ZM185 231V230H184ZM8 234V232H6ZM12 235V234H11ZM62 235V234H61ZM113 235V234H112ZM6 236V235H5ZM8 237V236H7ZM14 237V236H13ZM7 242V241H6ZM136 246V245H135ZM133 246V247H135ZM5 247V246H4ZM3 248V247H2ZM3 250V249H2ZM119 251V249H117ZM255 250V251H254ZM2 253V251H1ZM117 253V252H116ZM119 256H122V257H126L127 256L125 255V253L123 251H119L117 253ZM116 254V255H117ZM253 255V256H252ZM78 257V256H77ZM77 257H74V258H77ZM259 257V258H258ZM69 261V260H68ZM63 262H66L65 261H60L58 262V264H63ZM66 264H71L70 261L69 262H66ZM121 264V263H120Z\"/></svg>","mask_w":264,"mask_h":264},{"label":"crops","instance_id":"obj_3","mask_svg":"<svg viewBox=\"0 0 264 264\" xmlns=\"http://www.w3.org/2000/svg\"><path fill=\"white\" fill-rule=\"evenodd\" d=\"M194 3L196 2L192 0L181 1V8L179 5L180 10L178 12L179 18L175 17L172 25L167 22L168 18H163L165 19V26L170 27H168V29L166 27L167 30L160 36L161 38L156 54L145 62L146 68L148 69L147 75H145L147 77H145L144 80H140L139 75L134 72L133 75H131L133 76L131 78V85L133 86L125 90L128 96L125 97V99L127 98V102L131 103V108L129 107V110L124 112L122 109L123 107H113V81L111 80V75L106 74L103 76H96L98 78L95 81L96 83H93L94 87L92 86V88L81 80L74 82L72 79L59 78L56 80L58 82L55 81L56 85L49 93L38 95L36 89L34 90L36 94L32 96L29 103L19 101L12 103L13 106L16 104L18 106H14V109L11 108L8 112L5 111L2 116H0V118H3L12 114L11 118L0 128V139H3V142L11 141L12 145L18 147L29 146L32 149L30 154L26 155V160L30 162V165H32V168L36 172L32 176L31 181L39 189L44 198H55L59 195L71 193L74 190L82 188L83 185L87 184L89 181L99 178L108 172H113V166L116 164L118 157L124 153V151H129L131 144L136 142L142 143L144 139L149 137L148 135L152 131L162 132L168 126L175 127L177 120L184 112V104L188 98H194L200 101H207L209 99L220 100L224 98L236 99L249 90L247 86L259 83L257 79L258 68L256 64L254 65L252 63L254 61L249 57L251 54H248L246 51L247 42H250L253 46L259 44L256 40L253 41L252 34L244 41L242 38H229L227 32L220 31L219 33L217 32L218 35L217 33L213 34V37L217 35V38L213 39L211 35V42H209V37L205 40V35L210 31L206 32L208 29L205 30V28L201 27L196 29V26L192 24L195 19L193 17H185L184 14L185 8L187 6L192 7ZM201 4L203 3L197 2V5L200 6ZM196 33L197 36L195 37H197L198 40L201 38V41H208L209 44H212H210L212 48H210L207 42L208 48H206L205 43L202 47L205 53L201 50L202 48L198 51V49H196L197 43L192 39L195 38L194 35H196ZM201 33L203 35L206 34L203 37ZM178 35L180 36L178 37ZM190 35L191 38L189 37ZM189 39L193 41V45ZM186 40L190 42H185ZM171 41H173V44ZM170 43L173 48L175 46L176 49L174 48L173 51L176 50V52H168ZM186 43L190 44L186 45ZM181 46L183 48H181ZM188 46L191 48H188ZM200 50L203 53H201ZM141 51L144 52L145 48H142ZM196 51L200 52V55L203 54L205 57L202 55L201 58H203L201 60L199 58L200 55L197 56L199 53ZM137 55L138 54L132 55V61L130 60L128 65H126L127 68L133 66L132 64L137 60ZM228 57L238 61L243 71L240 73L235 71L220 73L218 71L215 77H211L209 70L212 63L214 61L219 62ZM226 67L231 66L229 65ZM232 78L236 80L234 81ZM226 82L233 89H228L230 87L225 84ZM78 83L83 84L82 88L84 91L72 93L70 90ZM95 86L98 87L96 88ZM131 94L132 96H130ZM76 95H78L77 98ZM143 97L151 101V104L144 113H142V108L145 102L141 99H144V101H146V99ZM60 100V104L56 103ZM83 100H85L87 108L77 105L79 101L81 102ZM9 104L11 105V103ZM137 105H142L141 110L137 108L139 107ZM53 107L57 108L58 111L50 113ZM133 108L139 110V112L136 110L134 111ZM88 110L93 112V116L90 115ZM34 114L39 117L38 119H40V117H46L44 119L47 120V122L44 119L45 122L40 121L41 126L44 128L41 129V126L38 127L39 124L31 126L30 128L21 126L25 119ZM76 115L79 117H76ZM114 118L117 122L116 128H113ZM105 128L107 129L108 137H106V139L104 138V141L102 139L95 142L94 140L97 138L96 136L99 131ZM120 130L126 132V138L122 139L120 136H116L115 132ZM44 131L46 133L43 135ZM40 132H42L41 136ZM127 134L130 138H127ZM57 140L61 141V148L70 151V156L65 158L64 165L51 172L36 169V165L33 163V152L35 151L33 145L37 142H43L45 146L56 148ZM107 189L108 188H106V190Z\"/></svg>","mask_w":264,"mask_h":264},{"label":"snow or ice","instance_id":"obj_4","mask_svg":"<svg viewBox=\"0 0 264 264\" xmlns=\"http://www.w3.org/2000/svg\"><path fill=\"white\" fill-rule=\"evenodd\" d=\"M85 8H91V9H97V10H104L109 7H111L110 4H107L103 2V0H97V2H89L86 4L81 5ZM124 7H127V5H123ZM138 9H151L154 7L151 3L142 2L135 5ZM160 7H167L168 9H173L175 6L173 4L168 5H162ZM101 15H106V12L101 11ZM161 27H163V21H158L157 30H159ZM259 39L264 42V32H262L259 36ZM231 67H226V66ZM220 73H230L232 71H235L237 73H240L243 71L241 65L238 61L232 59L231 57L225 58L219 62L214 61L210 67L209 74L211 77H215L217 75V72ZM264 123V121H262ZM56 148H51L48 146H45L43 142H37L33 145L35 151L33 152V163L36 165V169L38 170H47V171H55L56 169L62 167L65 162V158H68L70 156V151H66L64 148H61V141H56ZM29 171H33V169H29ZM259 175L261 177L262 182H264V162H262V167L259 173H256L255 171L248 172L245 174V179L251 181L255 175ZM262 219H264V207H261L258 210L257 213ZM251 216L249 219L251 220ZM259 252L261 255V258L258 261H246L245 264H264V237L261 238L260 244H259ZM0 264H6L4 261H0ZM45 264H48V262H45ZM63 264H66V262H63ZM132 264V262H130Z\"/></svg>","mask_w":264,"mask_h":264}]
</instances>
